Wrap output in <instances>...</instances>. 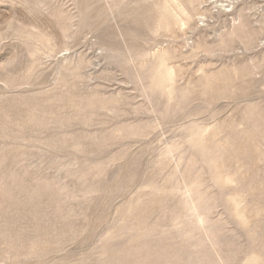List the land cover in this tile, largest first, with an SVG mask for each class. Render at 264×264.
Returning <instances> with one entry per match:
<instances>
[{
    "label": "rangeland",
    "instance_id": "374dc122",
    "mask_svg": "<svg viewBox=\"0 0 264 264\" xmlns=\"http://www.w3.org/2000/svg\"><path fill=\"white\" fill-rule=\"evenodd\" d=\"M225 7L0 0V264H264V0Z\"/></svg>",
    "mask_w": 264,
    "mask_h": 264
},
{
    "label": "bare ground",
    "instance_id": "6f19581e",
    "mask_svg": "<svg viewBox=\"0 0 264 264\" xmlns=\"http://www.w3.org/2000/svg\"><path fill=\"white\" fill-rule=\"evenodd\" d=\"M211 1V0H210ZM214 2H218L219 3V1H221V6L223 7V6H226L225 8H224V11H232V10H234V4L237 2V1H239V0H213ZM226 2H227V4H226ZM230 7H232V8H230ZM167 55V54H166Z\"/></svg>",
    "mask_w": 264,
    "mask_h": 264
}]
</instances>
